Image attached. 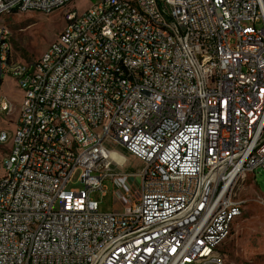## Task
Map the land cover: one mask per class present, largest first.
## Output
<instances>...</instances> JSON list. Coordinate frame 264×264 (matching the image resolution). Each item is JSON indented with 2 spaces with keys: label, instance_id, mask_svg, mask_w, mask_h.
Segmentation results:
<instances>
[{
  "label": "built area",
  "instance_id": "obj_1",
  "mask_svg": "<svg viewBox=\"0 0 264 264\" xmlns=\"http://www.w3.org/2000/svg\"><path fill=\"white\" fill-rule=\"evenodd\" d=\"M74 1L0 0L5 19L73 18L35 80L26 65L9 69L0 24V88L10 75L22 92L18 143L0 149L11 154L0 164V264H224L234 227L223 233V221L240 204L228 183L264 171V0H139L179 45L129 0H89L82 13ZM12 106L0 99V117ZM107 144L144 169L123 173ZM77 172L82 188L68 190ZM133 176L136 191L100 214L90 194Z\"/></svg>",
  "mask_w": 264,
  "mask_h": 264
},
{
  "label": "rangeland",
  "instance_id": "obj_2",
  "mask_svg": "<svg viewBox=\"0 0 264 264\" xmlns=\"http://www.w3.org/2000/svg\"><path fill=\"white\" fill-rule=\"evenodd\" d=\"M89 7V0H75L71 9H78L81 13ZM69 9L58 10L52 14L26 13L0 18V24H7L11 32L13 47V64L35 63L43 56L44 52L58 40L61 32L66 27L65 12ZM17 82L10 75L5 76L0 88V99H6L13 104L9 116L0 117V130H5L10 135L15 131V122L20 113L22 92L17 88ZM9 148L6 144L1 149ZM112 152L113 159L124 163L123 173L133 175L144 169V164L129 155L123 147H114L107 144ZM81 172H77L68 185V190L82 188ZM140 179L129 177L117 183L106 181L104 190L94 191L90 199L98 203L100 214H109L120 209L115 204V196L127 193L130 187L136 191ZM233 199L242 205V215L236 221L232 236L222 248L224 264H264V171L257 170L254 175L241 179L234 190ZM136 198L138 194H135Z\"/></svg>",
  "mask_w": 264,
  "mask_h": 264
},
{
  "label": "bare ground",
  "instance_id": "obj_3",
  "mask_svg": "<svg viewBox=\"0 0 264 264\" xmlns=\"http://www.w3.org/2000/svg\"><path fill=\"white\" fill-rule=\"evenodd\" d=\"M130 10H137V14L141 15L142 23L157 25V31L163 32L169 40H171L172 45H179V31L171 26L168 23H157V18H155L152 13L146 11L144 5H139V0H129ZM1 18V17H0ZM73 18H66V27L64 30L72 29ZM10 30V29H9ZM8 49L9 53H13V47L11 43V37L8 38ZM47 52V51H46ZM38 61H46V53ZM38 61L35 63H18V65H26L28 67V80L37 79L38 71ZM9 69H17V63L13 64L9 62ZM17 86L20 87V80H16ZM3 105H10V102L6 99H3ZM18 143V132H14L13 135L8 137L0 138V149L9 144V147H15ZM11 163V154L4 153L3 150H0V164H9ZM7 177L6 167H0V182ZM241 179H235V181H230L228 183V191H234L237 183ZM55 195H63V188H55ZM13 198H20V190H13ZM235 214L230 215V217H225L223 221V233H232V228L234 227L236 221L241 217V204H234ZM185 264H212V257H203L202 260L197 262H186Z\"/></svg>",
  "mask_w": 264,
  "mask_h": 264
}]
</instances>
